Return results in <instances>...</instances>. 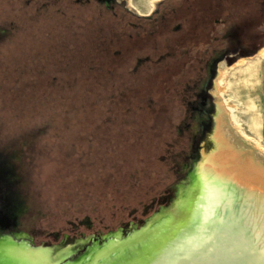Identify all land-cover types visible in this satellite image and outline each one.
<instances>
[{
    "label": "rangeland",
    "instance_id": "obj_1",
    "mask_svg": "<svg viewBox=\"0 0 264 264\" xmlns=\"http://www.w3.org/2000/svg\"><path fill=\"white\" fill-rule=\"evenodd\" d=\"M19 1L0 0V137L4 138L0 142L5 143L8 142L5 137L20 128L28 129L38 120L33 116L39 115L33 107L25 113L22 108L25 99L16 93L25 84L33 85V77L17 75V68L26 63L32 72L33 44L27 48L21 38L2 32L11 19L19 26L17 20L22 15ZM164 1L155 0L151 5L150 0H133L142 14L130 8L127 0L117 2L136 16L150 17ZM252 1L227 0V3L246 6ZM139 2H142L141 6ZM258 51L240 49L230 53L225 61L217 60L214 65L231 70L238 59L248 60ZM212 68L205 88L200 92L201 101L196 102L202 112L200 118L181 100L159 88L148 91L144 109L140 108L141 104L134 103L127 116L113 118L109 126L102 123L95 132L87 131L90 127L87 124L84 132L59 135L51 132L35 138V150L30 153L34 166H27L26 154L12 145L13 155L5 166L2 163L6 157L0 154V224H8L14 219L17 229L9 227L8 233L25 232L30 239L23 241L34 247H71L72 257L78 258L93 246L103 249L112 240L135 238L149 225L157 226L178 214L185 189L192 184L189 180L191 162L201 157L202 149L210 152L214 147L212 133L216 126L217 106L212 94L214 85L208 87L209 81L215 79ZM233 71L241 74L242 90H229L233 95L231 107H234L231 136L238 145L252 148L253 145L243 141L237 127L255 141L246 122L249 113L243 106L250 96L246 86L253 88L249 82L253 78L248 80L246 75L254 73ZM31 72L27 74L31 75ZM258 92V98L253 95L249 99L264 104V83ZM5 103L8 111L4 110ZM235 106H238L237 111ZM187 113L191 114L189 118ZM186 124L192 130L194 128L195 134L191 130L178 133L179 127ZM169 143L175 146L172 156L166 153ZM175 159L179 165L173 168ZM259 159L264 160V151L260 150ZM194 211L195 204L192 215ZM157 214L160 218L154 221ZM117 233L118 237H115ZM89 236L93 238L86 243L77 241ZM13 252L24 264L49 263L46 255L27 249L17 248Z\"/></svg>",
    "mask_w": 264,
    "mask_h": 264
},
{
    "label": "trees",
    "instance_id": "obj_2",
    "mask_svg": "<svg viewBox=\"0 0 264 264\" xmlns=\"http://www.w3.org/2000/svg\"><path fill=\"white\" fill-rule=\"evenodd\" d=\"M19 2V26L11 19L2 32L21 38L27 48L33 44L32 72L27 63L17 68L18 76L33 77V85L16 93L25 99V113L33 107L39 115L34 113L38 120L28 129L0 142L3 166L13 155L12 145L26 154L27 166H34L35 138L79 133L87 124V131L95 132L98 125L127 116L134 103L144 109L148 91L159 88L200 118L196 102L214 63L240 49L264 47V0L246 6L166 0L150 17L136 16L116 0ZM4 110H9L7 103ZM189 130L194 133L182 125L178 133ZM174 149L169 143L167 155ZM178 165L172 161L173 168Z\"/></svg>",
    "mask_w": 264,
    "mask_h": 264
},
{
    "label": "bare ground",
    "instance_id": "obj_3",
    "mask_svg": "<svg viewBox=\"0 0 264 264\" xmlns=\"http://www.w3.org/2000/svg\"><path fill=\"white\" fill-rule=\"evenodd\" d=\"M127 1L130 8L136 9L133 0ZM154 3L155 0H150L151 5ZM259 55L264 57V50ZM234 65L231 70L218 68L213 82L217 106L212 133L214 147L210 152L202 149L201 157L195 161L199 189L194 225L183 232L159 264H264V160L259 159L260 150L264 151V104L249 99L253 95L258 98L261 77L245 74L248 80L253 78L249 81L253 88L246 86L250 96L243 106L249 113L246 122L255 135L252 141L237 127L243 141L253 145L246 148L231 136L234 107L229 90H242L241 74L233 70L244 73L248 66L245 58Z\"/></svg>",
    "mask_w": 264,
    "mask_h": 264
},
{
    "label": "water",
    "instance_id": "obj_4",
    "mask_svg": "<svg viewBox=\"0 0 264 264\" xmlns=\"http://www.w3.org/2000/svg\"><path fill=\"white\" fill-rule=\"evenodd\" d=\"M227 57H222L219 62L225 61ZM217 65L215 64L212 68L213 76L218 73ZM213 82L214 80L211 79L208 87H212ZM210 97L212 96L210 95ZM195 161L191 162L192 170L189 177L192 184L189 189H185L183 204L180 206V210L177 211L178 214L173 215L167 221L158 223L157 226L149 225L137 234V237L126 241L112 240L103 249L93 246L86 254L73 258L70 252L71 247L54 249L43 246L34 247L31 243L23 241V239H30L25 232L8 233L9 227L16 226L14 219H11L8 224H0V264H24L13 253L17 248L46 255L49 260L48 264H95L94 262H98V264H159L162 256L170 251V248L183 232L194 225L192 212L199 189ZM159 218L160 215L157 214L154 221ZM115 237H118V233ZM92 238V236H89L77 241L83 244Z\"/></svg>",
    "mask_w": 264,
    "mask_h": 264
},
{
    "label": "crops",
    "instance_id": "obj_5",
    "mask_svg": "<svg viewBox=\"0 0 264 264\" xmlns=\"http://www.w3.org/2000/svg\"><path fill=\"white\" fill-rule=\"evenodd\" d=\"M261 50L263 51L264 48H262ZM262 51L258 52L253 57L246 60V64L248 66V70H246V71L247 72L253 71L255 77L260 76L261 77L260 78L261 79V86L264 83V57H261L259 55Z\"/></svg>",
    "mask_w": 264,
    "mask_h": 264
},
{
    "label": "flooded vegetation",
    "instance_id": "obj_6",
    "mask_svg": "<svg viewBox=\"0 0 264 264\" xmlns=\"http://www.w3.org/2000/svg\"><path fill=\"white\" fill-rule=\"evenodd\" d=\"M11 227H12V228H14V227L16 228V226H11ZM16 229H17V228H16Z\"/></svg>",
    "mask_w": 264,
    "mask_h": 264
}]
</instances>
